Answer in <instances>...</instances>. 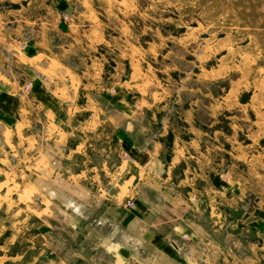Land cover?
<instances>
[{"label":"crops","instance_id":"1","mask_svg":"<svg viewBox=\"0 0 264 264\" xmlns=\"http://www.w3.org/2000/svg\"><path fill=\"white\" fill-rule=\"evenodd\" d=\"M15 15L0 21L5 26L20 22ZM43 16L22 20L39 32L41 46L34 39L22 46L21 40L13 39L10 46L0 41L21 69L0 58V209L10 201L23 209L26 202L32 218H38L41 210L34 205L40 197L49 219L56 203L51 193L59 195L62 184L64 206L82 209L79 216L70 209V219L96 232L95 250L111 256V264L230 262L219 250L242 221L238 212L247 185L216 158L215 135L201 130L189 107L182 121L170 122L157 135L161 115L153 109L152 119H145V107L132 103L131 72L120 78L116 61L112 76L118 77L107 84L98 53L95 60L84 53L82 60L75 54L63 57L51 48V41L58 44L48 32L75 30L61 25L68 14ZM97 42L95 50L103 41ZM29 79L33 87L23 93ZM24 174L31 179L16 187ZM25 191L31 199L21 201ZM219 233L225 235L220 239ZM5 244L0 241V264H21L17 252L7 255L1 249Z\"/></svg>","mask_w":264,"mask_h":264},{"label":"rangeland","instance_id":"2","mask_svg":"<svg viewBox=\"0 0 264 264\" xmlns=\"http://www.w3.org/2000/svg\"><path fill=\"white\" fill-rule=\"evenodd\" d=\"M62 10L69 18L61 25L75 30L48 32L58 44L51 41V48L78 60L82 53L95 60L98 53L107 84L118 77L112 76L116 61L120 78L131 72L132 103L145 107V119H152L153 109L161 115L157 135L170 122L182 121L187 107L194 109L201 130L215 135L216 158L247 185L238 212L242 221L219 255L231 258L226 264H264V0H0L2 20L14 19L12 14L21 18L6 26L0 21V41L10 46L21 40L22 46L34 39L40 45L39 32L28 29L23 16L49 19ZM97 41L103 42L95 50ZM9 49L0 44V58L21 72ZM183 134L188 135L185 128ZM30 179L19 175L15 185ZM61 187L59 195H51L56 203L49 219L40 197L34 205L41 210L38 218H32L26 202L23 209L12 201L0 209V241L6 243L1 249L7 255L17 252L21 264H111V256L95 250L96 232L70 219V209L75 216L82 209L64 206L67 193ZM30 196L25 191L19 198Z\"/></svg>","mask_w":264,"mask_h":264},{"label":"built area","instance_id":"3","mask_svg":"<svg viewBox=\"0 0 264 264\" xmlns=\"http://www.w3.org/2000/svg\"><path fill=\"white\" fill-rule=\"evenodd\" d=\"M33 87V79L28 80L25 84L22 86V92L23 93H29L30 89ZM52 195V193H51ZM128 205L131 206V202H128Z\"/></svg>","mask_w":264,"mask_h":264},{"label":"bare ground","instance_id":"4","mask_svg":"<svg viewBox=\"0 0 264 264\" xmlns=\"http://www.w3.org/2000/svg\"><path fill=\"white\" fill-rule=\"evenodd\" d=\"M27 190V189H26ZM24 194V193H23ZM24 201V200H23Z\"/></svg>","mask_w":264,"mask_h":264}]
</instances>
